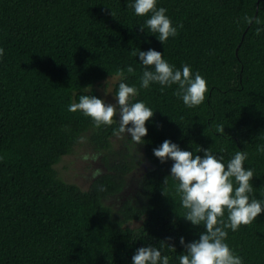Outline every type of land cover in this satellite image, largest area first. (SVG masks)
Instances as JSON below:
<instances>
[{
    "label": "trees",
    "instance_id": "obj_1",
    "mask_svg": "<svg viewBox=\"0 0 264 264\" xmlns=\"http://www.w3.org/2000/svg\"><path fill=\"white\" fill-rule=\"evenodd\" d=\"M133 2L0 0V264H132L136 250L149 245L179 264L180 238L197 240L205 228L183 218L173 161L153 154L166 139L194 156L210 149L225 164L246 152L244 168L254 171L250 198L264 201V153L256 150L264 144V31L256 34L264 28V0H157L174 27L183 25L164 44L140 31L151 14L136 16ZM149 49L181 71L188 64L193 77L199 72L207 82L204 102L185 106L174 94L178 85L141 89L145 69L132 52ZM110 78H117L115 94L120 82L136 86L130 102L154 113L143 143L121 134L123 150L112 142L119 114L97 128L82 112L67 110L80 95L102 99L97 87ZM82 137L105 153L110 169L90 190L56 168ZM140 166L135 193L117 209L106 204L125 192ZM227 231L225 242L243 264H264V212Z\"/></svg>",
    "mask_w": 264,
    "mask_h": 264
},
{
    "label": "clouds",
    "instance_id": "obj_2",
    "mask_svg": "<svg viewBox=\"0 0 264 264\" xmlns=\"http://www.w3.org/2000/svg\"><path fill=\"white\" fill-rule=\"evenodd\" d=\"M129 7L134 9L136 16L151 14L144 25L140 26V31L147 28L157 34L162 44L170 37H176L178 29L183 27L182 24L173 26L171 19L166 15L167 9L157 8V0H134ZM253 19L248 15L243 17L247 24H252ZM255 23L259 25L261 21L256 18ZM261 31H264V28H256L257 35ZM3 55L4 49L0 47V57ZM132 55L139 56L145 69L140 77L141 89H149L153 83L159 84L161 91L165 87L178 85L174 94L182 99L185 106L192 108L204 102L208 90L207 82L199 72L193 77L188 64L182 65V71L176 69L163 58L161 52L154 49L146 52L139 50L138 53L133 51ZM126 71L135 73L131 65ZM124 72V69H118L122 79ZM138 93L136 86L120 82L115 94L117 104H108L100 98L84 94L79 96V102L69 104L67 110L72 113L82 112L84 116L91 118L97 128L112 125L114 118L119 114V127L114 129L113 134H127L139 145L144 142L142 138L148 132L145 124L154 113L142 101L130 102V98ZM218 131L224 133V126H220ZM83 140L82 137L81 142ZM256 150L264 153V144L257 145ZM203 152L202 157L194 156L192 152L181 150L177 144L167 139L158 148L153 149L154 156L161 163L169 159L173 161L170 175L178 181L176 193L180 196L181 206L187 210L183 218L193 225H203L205 228L197 240L185 243L184 238H180V244L185 251L178 257L179 264H243V258L236 255L225 241L228 229L238 231L241 225H249L264 212V201L250 198L249 195L253 192L250 181L254 177V171L244 168V161L248 158L244 151H237L227 164L223 162L222 155H214L210 149ZM83 158L87 160L89 157ZM92 158L95 160L98 156ZM92 175L93 178L100 176L102 170L97 168ZM233 178L237 186H234ZM166 183L167 177L163 184ZM163 194L166 195L164 191ZM225 210L227 220L224 219ZM132 264H169V257L162 256L161 250L149 245L136 250L132 256Z\"/></svg>",
    "mask_w": 264,
    "mask_h": 264
},
{
    "label": "rangeland",
    "instance_id": "obj_3",
    "mask_svg": "<svg viewBox=\"0 0 264 264\" xmlns=\"http://www.w3.org/2000/svg\"><path fill=\"white\" fill-rule=\"evenodd\" d=\"M117 78H110L103 82L101 86L97 87L98 92L102 95V100L108 104H117L115 99L114 85ZM114 148L116 150H123L127 142L125 135L115 136L112 138ZM88 156L85 160L83 157ZM98 156V159L92 157ZM59 175L69 183L78 185L83 190H90L93 183L102 177L103 175L110 172V169L105 161V153L95 149L87 140H83L75 151L71 154L62 157L61 161L56 165ZM102 170V175L93 178V172L97 169ZM143 173V166H140L136 174H133L129 185L124 193L111 195L105 199L106 204L117 209L121 206L126 196H131L136 191L135 179L139 178ZM134 178V179H133ZM136 225L140 223L136 222ZM134 224V225H135Z\"/></svg>",
    "mask_w": 264,
    "mask_h": 264
}]
</instances>
